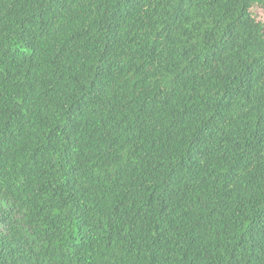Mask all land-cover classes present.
Returning a JSON list of instances; mask_svg holds the SVG:
<instances>
[{"label": "trees", "instance_id": "trees-1", "mask_svg": "<svg viewBox=\"0 0 264 264\" xmlns=\"http://www.w3.org/2000/svg\"><path fill=\"white\" fill-rule=\"evenodd\" d=\"M264 0H0V264H264Z\"/></svg>", "mask_w": 264, "mask_h": 264}, {"label": "rangeland", "instance_id": "rangeland-1", "mask_svg": "<svg viewBox=\"0 0 264 264\" xmlns=\"http://www.w3.org/2000/svg\"><path fill=\"white\" fill-rule=\"evenodd\" d=\"M253 12L255 16H257V18H259L260 20L264 22V10L262 8L254 6Z\"/></svg>", "mask_w": 264, "mask_h": 264}]
</instances>
